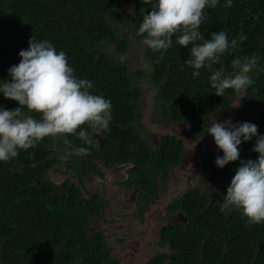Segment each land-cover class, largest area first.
I'll return each mask as SVG.
<instances>
[{"label":"trees","instance_id":"trees-1","mask_svg":"<svg viewBox=\"0 0 264 264\" xmlns=\"http://www.w3.org/2000/svg\"><path fill=\"white\" fill-rule=\"evenodd\" d=\"M226 3L219 0L216 7L205 9L200 31L209 40L212 32L221 30L229 42L244 37L236 49L222 55V65H213V70L223 66L231 72L233 59L255 53L260 59L258 68L250 73V86L241 91L228 89L223 97L216 95L210 82L212 72L205 67L193 78L194 69L184 63L191 56L192 45L180 46L175 36L166 52L147 47L145 56L152 73L141 70L138 75L149 76L158 88L157 103L164 105L166 116L174 121L187 118L195 123L199 114L206 117L211 111L228 109L241 94L233 124L253 123L258 126V135L264 136V0H232L230 7H225ZM126 8L132 9L135 18L133 35L144 39L137 32L143 15L152 9L143 0H0V78L10 82L6 80L10 67L20 63L19 53L28 49L33 37L50 40L58 52L66 53L74 75L90 80L93 94L111 101L109 129L100 132L112 143L108 163L133 160L140 167L166 168L180 162L183 146L169 137L163 139L168 151L157 153L134 133L131 126L141 98L132 79L137 72L132 74L128 65L117 63L107 53V45H115L121 56L129 50L117 23L119 12ZM17 107H21L18 101L0 98V109ZM256 140L242 142L240 159L223 167L218 178L222 198L240 161L258 159L259 153L252 151ZM48 156L42 141L35 148L20 150L9 162L0 161V264H44L43 255L59 248L57 243L65 246L85 234L86 218L72 209L80 204L58 201L50 186L36 185L49 166L45 164ZM218 156H223L219 148L212 160L208 156L209 164ZM33 163L35 167L30 166ZM179 202L191 221L185 234L174 241L178 250L174 264H264V223L248 225L241 211L229 208L221 212V203L208 207V201L197 193ZM66 230L69 236L61 237ZM91 253L95 256L98 251L92 247Z\"/></svg>","mask_w":264,"mask_h":264},{"label":"clouds","instance_id":"clouds-1","mask_svg":"<svg viewBox=\"0 0 264 264\" xmlns=\"http://www.w3.org/2000/svg\"><path fill=\"white\" fill-rule=\"evenodd\" d=\"M143 3L151 4L152 10L143 15L137 35L153 51L166 52L172 47L174 36L180 46L187 48L191 44V56L184 63L194 69L193 78L199 77L200 70L207 67L212 72L211 87L221 97L228 89L241 91L253 83L250 73L258 68L260 59L255 53L233 59L231 72L223 66L213 70V65H222V55L230 48L236 49L244 39L241 36L239 41L233 38L229 42L223 30L212 32L210 40L201 34L205 9L216 7L219 0H143ZM231 4L232 0H227L225 7ZM19 56L20 63L9 69L11 81H0V93L21 106L0 109V161L9 162L18 157L20 150L35 148L45 138L61 135L71 134L91 145L93 140L87 129L95 133L109 129L111 101L93 94L94 85L90 80L74 75L75 70L69 66L64 51L58 52L50 40L33 37L28 49L21 50ZM125 58L122 56L121 60ZM24 109L39 114L40 118L25 115ZM85 125L87 128L82 129ZM207 134L214 137L223 151V156L215 161L220 168L239 160L242 142L257 137L252 151L259 153V157L255 161H240L220 211L234 208L247 218L248 225L264 223V136L258 135V126L218 120L208 127ZM64 146L70 155L89 154L88 147L75 146L68 139L64 140Z\"/></svg>","mask_w":264,"mask_h":264},{"label":"flooded vegetation","instance_id":"flooded-vegetation-1","mask_svg":"<svg viewBox=\"0 0 264 264\" xmlns=\"http://www.w3.org/2000/svg\"><path fill=\"white\" fill-rule=\"evenodd\" d=\"M0 98H5L2 93ZM157 106L160 109L155 110V119L179 127L181 135L188 141L183 143L175 132L147 141L137 125V114L131 128L157 153L168 151L163 139L169 137L183 146L180 162L170 163L166 168L140 167L133 160L108 163V149L112 143L102 133L91 129H87L93 140L91 145L71 134L45 138L43 146L49 154L45 164L49 166L44 178L38 179L36 185L50 186L58 201L80 204L72 209L80 211L87 226L83 237H77L65 246L57 243L59 248L45 253L44 264H174L178 255L174 241L185 234L191 221L179 201L197 193L208 201V207L217 204L202 197L199 187L205 183L218 185V178L223 173L220 171L212 181L205 176L210 169L218 167L215 163L209 164L208 156L212 160L218 146L214 137L207 134L211 125L208 118L218 110L211 111L206 117L199 114L193 123L187 118L174 121L166 116L163 104L157 103ZM34 118L39 119V114ZM65 139L75 146L88 147L89 154L70 155V150H65ZM55 173L57 177H53ZM220 191L221 188L216 192L221 196ZM68 236V231H63L61 237ZM92 247L98 251L95 256L90 254Z\"/></svg>","mask_w":264,"mask_h":264},{"label":"rangeland","instance_id":"rangeland-1","mask_svg":"<svg viewBox=\"0 0 264 264\" xmlns=\"http://www.w3.org/2000/svg\"><path fill=\"white\" fill-rule=\"evenodd\" d=\"M133 17L132 9L126 8L119 12L117 23L120 28V36L124 39L126 43L129 44V50L126 54L122 55L126 57L121 60V55L117 53L115 45H107V53L117 62L124 63L129 66L131 73L134 74L137 72V75H133V81L135 86L140 89L141 98L138 102V113H137V125L142 129L146 135V140L151 141L154 138L151 137H161V135H166L168 133H178L182 142L188 141L186 136L181 135L182 131L177 126H168L164 121H159L155 119V110L160 107L157 106L158 88L154 86L151 82V79L147 75L146 77L138 75L141 70L147 71L149 74L152 73V65L150 61L145 56L147 45L143 43V39H136L132 32V24L135 22ZM5 78L1 77L0 81H4ZM6 80L11 81L10 75ZM3 95V93H2ZM242 95L232 101V106L230 109H219L215 115L208 118L209 122L212 124L214 119H217L220 122H225L228 120H233L237 117L239 112V107L242 103ZM25 115H35L29 113L27 109L24 111ZM218 115V116H217ZM45 148V147H44ZM190 149V148H189ZM191 150H188V152ZM49 159V156L47 157ZM53 177H57L55 173ZM51 177L52 179H54Z\"/></svg>","mask_w":264,"mask_h":264},{"label":"water","instance_id":"water-1","mask_svg":"<svg viewBox=\"0 0 264 264\" xmlns=\"http://www.w3.org/2000/svg\"><path fill=\"white\" fill-rule=\"evenodd\" d=\"M220 171H224V168L213 167L205 173V176H208V181H212L217 178V175H219ZM220 188H222L220 185H208L206 183L199 187L202 192V197L209 199L213 204L223 202L222 196L218 195L216 192Z\"/></svg>","mask_w":264,"mask_h":264},{"label":"bare ground","instance_id":"bare-ground-1","mask_svg":"<svg viewBox=\"0 0 264 264\" xmlns=\"http://www.w3.org/2000/svg\"><path fill=\"white\" fill-rule=\"evenodd\" d=\"M232 104V103H231Z\"/></svg>","mask_w":264,"mask_h":264}]
</instances>
